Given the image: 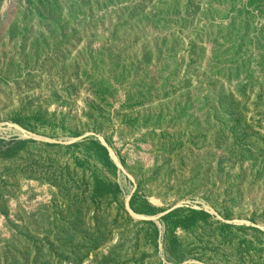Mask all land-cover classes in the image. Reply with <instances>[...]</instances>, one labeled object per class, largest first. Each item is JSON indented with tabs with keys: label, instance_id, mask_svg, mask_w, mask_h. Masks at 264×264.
<instances>
[{
	"label": "rangeland",
	"instance_id": "rangeland-1",
	"mask_svg": "<svg viewBox=\"0 0 264 264\" xmlns=\"http://www.w3.org/2000/svg\"><path fill=\"white\" fill-rule=\"evenodd\" d=\"M0 264H264V0H0Z\"/></svg>",
	"mask_w": 264,
	"mask_h": 264
}]
</instances>
